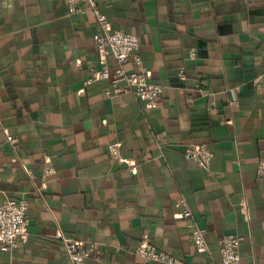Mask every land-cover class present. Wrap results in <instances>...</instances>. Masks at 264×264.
Segmentation results:
<instances>
[{
  "label": "crops",
  "instance_id": "1",
  "mask_svg": "<svg viewBox=\"0 0 264 264\" xmlns=\"http://www.w3.org/2000/svg\"><path fill=\"white\" fill-rule=\"evenodd\" d=\"M95 4L111 29L138 39L162 96L148 104L107 95L108 82L85 86L99 64L89 12L0 0V204L26 200L29 221L0 264H69L60 236L94 244L87 264H159L135 255L143 242L174 264H220L224 235L240 239V264H264V84L252 85L264 72V0ZM204 143L207 168L183 158Z\"/></svg>",
  "mask_w": 264,
  "mask_h": 264
},
{
  "label": "built area",
  "instance_id": "2",
  "mask_svg": "<svg viewBox=\"0 0 264 264\" xmlns=\"http://www.w3.org/2000/svg\"><path fill=\"white\" fill-rule=\"evenodd\" d=\"M66 4L70 13L89 12L97 25V33L93 37V49L99 58L97 67L90 68L84 80L85 86L108 82L109 92L107 95L118 96L131 94L135 98L146 101L148 104L157 102L163 93L159 85L149 83L148 75L141 66L138 55L139 41L134 35L123 33L119 29H111L107 17L97 8L95 0H61ZM112 58L116 69L111 72L107 67V59ZM132 63L134 70L126 71L124 66ZM264 84V72L253 80V87L259 90ZM6 141L18 149L16 138L7 136ZM120 144L109 147L110 158L117 157ZM183 158L187 161L197 163L200 167L207 168L212 154L204 144L191 146L183 152ZM54 174L52 168L46 167L44 175ZM259 177L264 191V163L257 167ZM183 217H189L186 207L182 211ZM29 221L27 218V201L24 199L10 201L0 204V249H14L19 241L26 238L28 234ZM205 231L196 230L192 240L199 252H206L207 245L204 239ZM61 250L69 264H87V260L97 254L94 244L84 246L70 237L60 236ZM240 239L230 235H224L218 240V252L220 264H240L239 256ZM135 255L146 263L174 264L175 260L163 252L155 250L146 242L141 243L135 250Z\"/></svg>",
  "mask_w": 264,
  "mask_h": 264
}]
</instances>
